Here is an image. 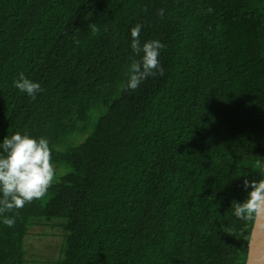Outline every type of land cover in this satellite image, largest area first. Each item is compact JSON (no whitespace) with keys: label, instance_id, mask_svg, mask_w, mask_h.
Returning a JSON list of instances; mask_svg holds the SVG:
<instances>
[{"label":"trees","instance_id":"16d2710c","mask_svg":"<svg viewBox=\"0 0 264 264\" xmlns=\"http://www.w3.org/2000/svg\"><path fill=\"white\" fill-rule=\"evenodd\" d=\"M137 24L164 72L124 90ZM16 132L48 140L56 179L0 217V264H27L42 224L55 264H245L231 202L264 174V0H0V143Z\"/></svg>","mask_w":264,"mask_h":264},{"label":"clouds","instance_id":"9594fccd","mask_svg":"<svg viewBox=\"0 0 264 264\" xmlns=\"http://www.w3.org/2000/svg\"><path fill=\"white\" fill-rule=\"evenodd\" d=\"M159 14L163 16V9L159 10ZM141 29V24L131 29V49L140 59L130 64L127 80L121 85L124 90L134 91L147 78L163 75L164 72L159 61L160 49L164 45L159 40H148L141 44ZM13 84L32 99L42 91L41 85L28 79L23 72L19 73ZM0 149V217H3V224L11 228L16 218L6 214L18 212L35 200H42L56 179V169L46 138L37 139L27 133L22 135L16 132L10 138L3 139ZM242 187L247 192V198L243 202H231L233 215L237 220L252 221L254 224L264 217V174L259 180L245 178ZM254 251L257 256L264 255V242L257 241Z\"/></svg>","mask_w":264,"mask_h":264},{"label":"rangeland","instance_id":"374dc122","mask_svg":"<svg viewBox=\"0 0 264 264\" xmlns=\"http://www.w3.org/2000/svg\"><path fill=\"white\" fill-rule=\"evenodd\" d=\"M63 241L60 227L33 226L25 241L27 264H55L61 256Z\"/></svg>","mask_w":264,"mask_h":264},{"label":"water","instance_id":"95a60500","mask_svg":"<svg viewBox=\"0 0 264 264\" xmlns=\"http://www.w3.org/2000/svg\"><path fill=\"white\" fill-rule=\"evenodd\" d=\"M249 241H251V245L248 243L245 264H264V255L257 256L254 251L257 241L264 242V217L257 219L252 225Z\"/></svg>","mask_w":264,"mask_h":264}]
</instances>
